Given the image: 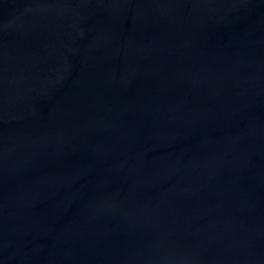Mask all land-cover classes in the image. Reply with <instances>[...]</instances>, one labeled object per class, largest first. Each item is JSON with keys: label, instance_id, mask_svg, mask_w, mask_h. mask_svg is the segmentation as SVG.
I'll use <instances>...</instances> for the list:
<instances>
[{"label": "water", "instance_id": "95a60500", "mask_svg": "<svg viewBox=\"0 0 264 264\" xmlns=\"http://www.w3.org/2000/svg\"><path fill=\"white\" fill-rule=\"evenodd\" d=\"M0 264H264V0H0Z\"/></svg>", "mask_w": 264, "mask_h": 264}]
</instances>
